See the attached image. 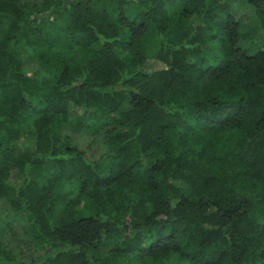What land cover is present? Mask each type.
<instances>
[{
	"label": "trees",
	"instance_id": "obj_1",
	"mask_svg": "<svg viewBox=\"0 0 264 264\" xmlns=\"http://www.w3.org/2000/svg\"><path fill=\"white\" fill-rule=\"evenodd\" d=\"M246 15L264 33V0H0V208L39 250L0 242V264H264ZM61 124L101 130L106 152Z\"/></svg>",
	"mask_w": 264,
	"mask_h": 264
},
{
	"label": "rangeland",
	"instance_id": "obj_2",
	"mask_svg": "<svg viewBox=\"0 0 264 264\" xmlns=\"http://www.w3.org/2000/svg\"><path fill=\"white\" fill-rule=\"evenodd\" d=\"M22 2H40L42 0H21ZM238 45L243 47L247 53L256 51L264 46V33L259 30L255 20L246 15L241 20L238 29ZM66 58L72 62L83 59L81 50L67 51ZM61 135L69 138L72 145L83 151L90 159H95L106 152L104 136L101 130H89L82 127H73L61 124L59 127ZM49 171H53L48 166ZM14 216L0 208V242L2 246L16 254L21 260H28L39 253L34 246L31 231L20 225Z\"/></svg>",
	"mask_w": 264,
	"mask_h": 264
}]
</instances>
